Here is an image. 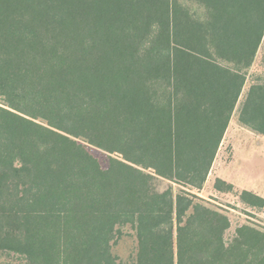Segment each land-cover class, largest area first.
<instances>
[{
    "label": "trees",
    "instance_id": "1",
    "mask_svg": "<svg viewBox=\"0 0 264 264\" xmlns=\"http://www.w3.org/2000/svg\"><path fill=\"white\" fill-rule=\"evenodd\" d=\"M259 54L264 0H0V264H264V231L227 241L192 192ZM251 76L238 118L264 134Z\"/></svg>",
    "mask_w": 264,
    "mask_h": 264
},
{
    "label": "rangeland",
    "instance_id": "2",
    "mask_svg": "<svg viewBox=\"0 0 264 264\" xmlns=\"http://www.w3.org/2000/svg\"><path fill=\"white\" fill-rule=\"evenodd\" d=\"M261 65V54H259L249 72L247 84L207 181L201 190H192L205 204L218 208L230 217L231 227L225 234L227 241H231L236 235V229L244 224H252L264 231V206H249L240 197L243 190H250L264 197V134L243 125L238 118L239 110L252 80L251 74L263 71L264 68ZM93 152L101 160L103 167H107L108 153L95 148ZM218 179H222L226 185L231 184L232 189H226L225 185L223 191L217 189ZM156 185L160 191L171 186L174 193L184 189L181 185L162 178L157 179ZM136 246V237L131 235L120 240L113 249L122 260H127L131 258ZM10 259L9 257L1 258V260Z\"/></svg>",
    "mask_w": 264,
    "mask_h": 264
}]
</instances>
